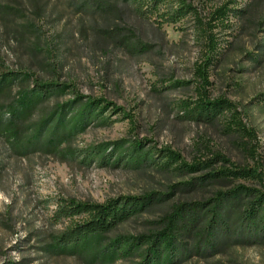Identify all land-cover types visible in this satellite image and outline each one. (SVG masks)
Instances as JSON below:
<instances>
[{
    "label": "rangeland",
    "instance_id": "obj_1",
    "mask_svg": "<svg viewBox=\"0 0 264 264\" xmlns=\"http://www.w3.org/2000/svg\"><path fill=\"white\" fill-rule=\"evenodd\" d=\"M190 1L204 21L231 1L236 3L230 8L246 9L214 29L219 50L209 70L210 85L196 76L205 40L193 18L158 26L128 4L106 14L80 12L67 0H0L20 13L0 14L2 63L40 79L73 82L82 94L103 97L124 112L111 115L117 119L111 125L90 124L64 146L71 151L67 156H16L0 138V264H88L48 250L51 236L66 224L52 220L59 197L104 202L153 193L156 203L112 236L138 234L156 230L159 219L179 201L238 184L258 186L254 178L231 175L196 184L212 172L235 169L231 163L257 170L264 178V0ZM127 38L132 41L128 48L120 44ZM200 90L211 101H227L229 108L213 120L197 119L191 109ZM235 120L252 134L237 130ZM136 141L150 151L149 162L123 158L89 163L84 158L85 151L107 144L123 154ZM170 152L202 166L190 172L175 169L176 164L165 168L159 162ZM181 264H264V245L232 246Z\"/></svg>",
    "mask_w": 264,
    "mask_h": 264
},
{
    "label": "trees",
    "instance_id": "obj_2",
    "mask_svg": "<svg viewBox=\"0 0 264 264\" xmlns=\"http://www.w3.org/2000/svg\"><path fill=\"white\" fill-rule=\"evenodd\" d=\"M67 1L84 13L112 14L119 4H128L138 16L158 26L193 18L205 40L203 60L196 68V76L203 85H210L209 70L219 50L214 29L230 14L235 16L246 11L230 8L229 4L236 3L231 1L216 7L204 21L190 0ZM0 14L12 17L20 13L14 6L0 3ZM27 26L32 27L31 24ZM120 44L128 48L132 41L121 39ZM200 95L191 109L192 115L199 120H213L230 106L222 99L211 101L201 90ZM109 111L111 113L106 116ZM122 113L120 107L103 97L82 94L73 82L59 78L40 79L29 70L10 68L0 59V138L16 156L28 157L36 153L67 156L71 151L64 146L90 124L111 125L117 120L111 115ZM235 122L237 130L252 134L240 120ZM144 148L142 141H136L126 153L118 155V147L107 144L85 151L84 158L89 163L97 159L118 162L128 158L145 164L149 162L150 151ZM219 156L223 162H230ZM163 157L165 159L159 163L165 168L176 164L175 169L190 172L202 166V162H182L174 152ZM231 165L235 169L212 172L196 184H209L216 178L231 175L254 178L258 186L238 184L216 190L208 197L179 201L159 219L158 228L148 233L112 236L121 224L156 203L153 193L117 196L104 202L59 197L52 220L55 224L62 221L66 224L51 236L48 250L78 257L88 264H119L128 259L133 260L129 264H181L193 256L210 257L232 246L264 245V178L257 170Z\"/></svg>",
    "mask_w": 264,
    "mask_h": 264
}]
</instances>
